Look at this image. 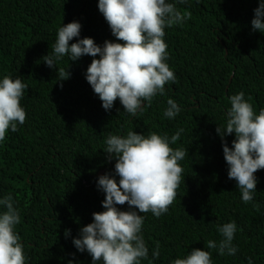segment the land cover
<instances>
[{
    "label": "trees",
    "instance_id": "1",
    "mask_svg": "<svg viewBox=\"0 0 264 264\" xmlns=\"http://www.w3.org/2000/svg\"><path fill=\"white\" fill-rule=\"evenodd\" d=\"M166 2L191 13L165 28V63L175 81L166 83L150 105L142 102L143 110L133 116L119 99L105 110L88 83L87 68L99 56L71 61L70 56L57 60L53 53L59 28L71 22H79L81 31L70 45L83 38L101 47L105 41L122 43L112 35L98 0H0V81L9 76L26 85L21 106L27 113L25 123L15 132L9 129L0 142V200L10 195L20 215L14 231L25 264H93L73 240L93 222V213L105 210L99 177L109 174L119 182L116 160L104 152L106 139L129 131L145 137L156 133L174 150L186 151L169 210L159 218L139 213L148 248L140 264H173L197 248L211 254L212 264H264V169L255 173L253 201L244 203L237 182L228 177L223 152L225 140L232 147L235 134L222 140L217 133L226 125L232 95L243 92L257 115L264 109V33L251 23L261 0ZM47 55L54 69L45 63ZM60 68L70 72L62 82ZM169 99L180 108L174 118L164 115ZM177 132L180 139L172 143ZM117 207L138 212L127 204ZM232 222L236 254L208 249L206 241L219 243V227ZM157 245L158 259L153 256Z\"/></svg>",
    "mask_w": 264,
    "mask_h": 264
},
{
    "label": "clouds",
    "instance_id": "2",
    "mask_svg": "<svg viewBox=\"0 0 264 264\" xmlns=\"http://www.w3.org/2000/svg\"><path fill=\"white\" fill-rule=\"evenodd\" d=\"M98 8L112 35L122 43L105 41L101 47L94 39L83 38L70 45L81 31L79 22H71L59 28L52 45L54 56L57 60L70 56L71 61L99 56L87 68L88 83L105 110H111L119 99L124 111L135 116L143 110L142 102L150 105L157 93H164L166 83L175 81L174 72L165 63V28L190 19L191 13L182 14L166 0H98ZM254 11L252 28L264 33V0ZM43 59L54 69L52 56ZM58 76L62 82L70 77V72L60 68ZM25 88L18 78L5 76L0 81V142L5 140L9 129L15 132L17 125L26 121L27 113L21 106ZM244 95L240 92L230 97L226 125L223 130L218 126L217 133L222 140L235 134L232 147L226 140L223 144L224 158L229 166L228 177L237 182L242 200L247 204L253 201L256 191L255 173L264 169V109L257 115ZM167 103L164 115L174 118L180 108L172 99ZM180 132L171 137L172 143L180 139ZM105 144L106 158L116 160L115 174L119 182L109 174L99 177L98 187L106 194L102 202L105 210L93 213V222L81 228L80 237L73 244L81 253L87 251L93 264H140L141 259L148 258V248L140 235L144 218L139 213L151 212L159 218L169 210L183 173L178 162L185 158L186 151L174 150L167 137L156 133L147 137L132 131L124 137L109 135ZM125 204L138 212L117 207ZM0 205L6 207L0 213V264H25L23 245L14 231L20 215L10 195L0 200ZM236 231L234 222L223 224L219 227L223 239L219 243L208 240L206 247L217 249L221 256L235 255L237 248L232 241ZM159 255L157 245L153 256L158 259ZM173 264H212V259L208 251L197 248Z\"/></svg>",
    "mask_w": 264,
    "mask_h": 264
}]
</instances>
